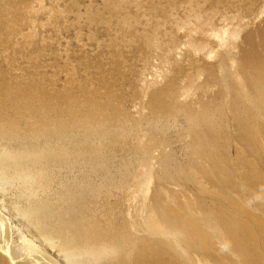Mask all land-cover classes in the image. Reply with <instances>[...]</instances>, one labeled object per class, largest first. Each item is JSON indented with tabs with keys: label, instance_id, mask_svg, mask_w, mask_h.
Returning <instances> with one entry per match:
<instances>
[{
	"label": "rangeland",
	"instance_id": "obj_1",
	"mask_svg": "<svg viewBox=\"0 0 264 264\" xmlns=\"http://www.w3.org/2000/svg\"><path fill=\"white\" fill-rule=\"evenodd\" d=\"M0 264H264V0H0Z\"/></svg>",
	"mask_w": 264,
	"mask_h": 264
}]
</instances>
